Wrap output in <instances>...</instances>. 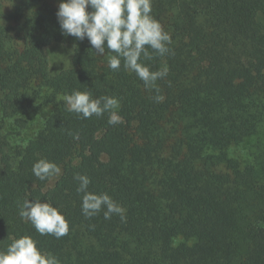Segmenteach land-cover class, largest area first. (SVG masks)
Returning <instances> with one entry per match:
<instances>
[{"label":"trees","instance_id":"obj_1","mask_svg":"<svg viewBox=\"0 0 264 264\" xmlns=\"http://www.w3.org/2000/svg\"><path fill=\"white\" fill-rule=\"evenodd\" d=\"M60 2L0 0V252L30 236L59 264H264V0H152L172 40L141 58L167 65L159 92L62 35ZM55 44L73 48L57 72ZM74 90L117 98L121 123L67 111ZM40 159L60 175L38 179ZM77 174L124 218L86 217ZM25 199L58 208L68 234L36 232Z\"/></svg>","mask_w":264,"mask_h":264},{"label":"clouds","instance_id":"obj_2","mask_svg":"<svg viewBox=\"0 0 264 264\" xmlns=\"http://www.w3.org/2000/svg\"><path fill=\"white\" fill-rule=\"evenodd\" d=\"M151 12L152 0H61L56 16L62 35L80 41L86 38L98 56H104L107 49V66L111 70H119L123 61L125 70L135 73L146 88H155L159 92L155 82L167 76V65L151 71L141 63V58L152 59L149 49L164 56L170 51L168 45L172 40ZM155 100L160 102L163 96L157 95ZM63 101L67 111L84 119L108 112L110 125L121 123V117L115 111L119 108V100L115 97L93 99L90 92L74 90L70 95L65 94ZM32 172L38 179L46 180L59 176L61 169L54 162L40 159L34 163ZM74 179L79 182L77 192L82 193L81 210L86 217L106 209L105 219H110L112 214L124 218L125 209L107 193L88 191L91 181L86 175L77 174ZM19 216L30 222L40 235L59 239L69 232L64 215L47 202L25 199L20 205ZM0 264H59V261L50 253L41 252L30 236H22L14 239L6 251L0 252Z\"/></svg>","mask_w":264,"mask_h":264},{"label":"rangeland","instance_id":"obj_3","mask_svg":"<svg viewBox=\"0 0 264 264\" xmlns=\"http://www.w3.org/2000/svg\"><path fill=\"white\" fill-rule=\"evenodd\" d=\"M50 66L54 72L71 67L73 48L69 45L55 44L47 49Z\"/></svg>","mask_w":264,"mask_h":264}]
</instances>
